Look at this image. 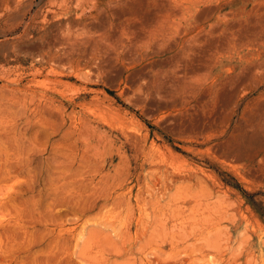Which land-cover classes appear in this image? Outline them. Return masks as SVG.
I'll return each mask as SVG.
<instances>
[{"label": "rangeland", "instance_id": "obj_1", "mask_svg": "<svg viewBox=\"0 0 264 264\" xmlns=\"http://www.w3.org/2000/svg\"><path fill=\"white\" fill-rule=\"evenodd\" d=\"M61 1L0 0V264H264V0Z\"/></svg>", "mask_w": 264, "mask_h": 264}, {"label": "bare ground", "instance_id": "obj_2", "mask_svg": "<svg viewBox=\"0 0 264 264\" xmlns=\"http://www.w3.org/2000/svg\"><path fill=\"white\" fill-rule=\"evenodd\" d=\"M50 1H51V0H50ZM69 1H70V0H69ZM75 1H76V0H75ZM75 1H73V2H75ZM78 1H79V0H78ZM164 1H165V0H164ZM174 1H175V0H174ZM187 1H188V0H187ZM196 1H197V0H196ZM196 1H195V2H196ZM258 1H259V0H258ZM258 1H257V2H258ZM60 2H64V3H65L66 1H61V0H60ZM73 2H72V3H73ZM110 2H111V0H110V1L108 0V1H106L105 3L103 2V3H102V6H98L96 10L91 11V12H89V13H86L84 7H81V12L78 13V14H76L77 16H76L75 18H73V22H72V24H74V26H75V24H80V25L83 24V25L86 27V26H88L87 24L89 23V21L87 22V20H91V22H93V21H94L96 18H98V17H102V18H104V21L106 22V20H105L106 17H109L108 15H109V8H110V7H108V6L110 5ZM118 2H119L118 4H119L120 6L123 5L122 0H120V1H118ZM159 2H160V1H159ZM177 2H178V1H177ZM199 2H200V1H199ZM69 3H71V2H68V4H69ZM75 3H76V2H75ZM75 3H74V4H75ZM77 3L79 4V2H77ZM179 3H180V2H179ZM261 3H262V2H261ZM261 3H259V4H261ZM68 4H67V5H68ZM104 4H105V5H104ZM124 4H125V3H124ZM162 4H163V3H162ZM166 4H167V3H166ZM170 4H171V3H170ZM259 4H258V5H259ZM80 5H81V4H80ZM164 5H165V4H164ZM167 5H168V4H167ZM189 5H190V4H189ZM81 6H82V5H81ZM165 6H166V5H165ZM185 6H187V5H185ZM195 6H196V5H195ZM260 6H262V5H260ZM67 7H68V6H67ZM163 7H164V6H163ZM166 7H169V6H166ZM188 7H189V6H188ZM64 8H65V7H64ZM185 8H186V7H185ZM189 8H190V7H189ZM212 8H213V7H212ZM215 8H216V7H215ZM59 9H60V8H59ZM61 9H62V8H61ZM69 9H71V7H70ZM128 9H129V8H128ZM136 9H137V8H136ZM117 10H118V9H117ZM124 10H125V9H124ZM124 10H123V12H124ZM134 10H135V9H134ZM150 10H151V9H150ZM158 10H159V9H158ZM158 10H157V11H158ZM55 11H57V10H55ZM68 11H69V10H68ZM119 11H120V10H119ZM137 11H139V10H136V12H137ZM170 11H171V10H170ZM178 11H179V10H178ZM186 11H187V10H186ZM192 11H193V10H192ZM248 11H249V10H248ZM62 12H63V10H62ZM66 12H67V10H66ZM136 12H135V13H136ZM173 12H176V13H177V11H173ZM63 13H64V12H63ZM115 13H116V12H115ZM126 13H127V12H126ZM165 13H166V12H165ZM185 13H186V12H185ZM250 13H251V12H250ZM45 14H46V13H45ZM124 14H125V13H124ZM132 14H134V13H132ZM150 14H152V13L150 12ZM153 14H154V13H153ZM156 14H157V12H156ZM162 14H164V13L162 12ZM162 14H161V15H162ZM169 14H170V13H169ZM182 14H183V13H182ZM222 14H223V13H222ZM135 15H136V14H135ZM141 15H142V14H141ZM143 15H144V14H143ZM143 15H142V16H143ZM176 15H177V14H176ZM9 16H10V14H9ZM136 16H137V15H136ZM156 16H158V15H156ZM171 16H172V15H171ZM180 16H181V15H180ZM225 16H226V15H225ZM160 17H161V16H160ZM162 17H163V16H162ZM165 17H167V16H165ZM168 17H169V16H168ZM172 17H174V16H172ZM181 17H182V16H181ZM228 17H229V16H228ZM129 18H130V17H129ZM135 18H136V17H135ZM139 18H140V17H139ZM170 18H171V17H170ZM188 18H189V17H188ZM46 19H47V18H46ZM126 19H127V18H126ZM137 19H138V18H137ZM159 19H161V18H159ZM162 19H165V18H162ZM181 19H185V16L182 17ZM69 20H70V19H69ZM69 20H68V21H69ZM71 20H72V19H71ZM97 20H98V19H97ZM100 20H102V19H100ZM107 20H108V19H107ZM138 20H139V19H138ZM144 20H145V19H144ZM156 20L158 21V19H156ZM185 20H186V19H185ZM104 21H103V22H104ZM129 21H130V19H129ZM135 21H136V20H134V22H135ZM145 21H146V20H145ZM145 21H143V23H146V25H147V22H145ZM160 21H161V20H160ZM167 21H169V20L165 19V22H162V21H161V22L166 24ZM172 21H174V19H173ZM95 22H96V21H95ZM153 22H154V20H153ZM161 22H160V23H161ZM184 22H185V21H184ZM69 23H70V22H69ZM138 23H139V22H138ZM140 23H142V22H140ZM160 23H158L159 26L161 25ZM171 23H175V21H174V22H171ZM178 23H180V22L178 21ZM105 24H107V23H105ZM105 24H104V25H105ZM120 24H121V23H120ZM148 24H150V23H148ZM156 24H157V22H156ZM156 24H155V25H156ZM165 24H164L163 26H165ZM167 24H169V22H168ZM175 24H176V23H175ZM190 24H191V23H190ZM34 25H35V24H34ZM104 25H103V23H102V26H104ZM107 25H108V24H107ZM121 25H123V24H121ZM121 25H120V26H121ZM124 25H125V24H124ZM124 25H123V26H124ZM126 25H128V24H126ZM151 25H152V24H151ZM151 25H149V26H151ZM170 25H172V24H170ZM170 25H168V26L170 27ZM179 25L182 26V24H179ZM193 25H194V24H193ZM108 26H109V25H108ZM108 26H106V27H108ZM118 26H119V25H118ZM120 26H119V27H120ZM132 26H133V25H132ZM176 26H178V25H176ZM176 26H175V27H176ZM191 26H192V25H191ZM76 27H77V26H76ZM81 27H82V26H81ZM81 27H80V29H81ZM85 27H83V28H85ZM88 27H89V26H88ZM90 27H91V26H90ZM95 27H96V26H95ZM97 27H99V26L97 25ZM106 27H105V28H106ZM115 27H116V26H115ZM133 27H134L135 29H138V30H142V31H144V30H143V24H141V25L137 24V25H134ZM171 27H172V26H171ZM178 27H179V26H178ZM178 27H177V28H178ZM192 27H193V26H192ZM194 27H195V25H194ZM232 27H233V26H232ZM78 28H79V26H78ZM83 28H82V29H83ZM105 28H104V30H105ZM110 28H111V27H110ZM160 28H162V27H160ZM160 28H159V29H157V27L148 28L149 30L147 29V30H148L147 34L149 35L150 38H153L154 40H155V39H158V38H159L158 35H159V32H160ZM184 28H185V27H184ZM65 29H66V28H65ZM80 29H79V30H80ZM116 29H117V28H116ZM116 29H115V31H117ZM123 29H124V28H123ZM123 29H121V30H123ZM170 29H171V28H170ZM179 29H180V28H178V30H179ZM194 29H195V28H194ZM194 29H193V30H194ZM62 30H63V29H62ZM85 30H86V28H85ZM92 30H93V29H92ZM106 30H107V29H106ZM106 30L103 31L101 34H99L98 32H96V33H98L99 35L93 37V38H92L93 41H91L92 39H91V40L89 39V40H90L91 42H95V41H97V40H103V38L107 37V31H106ZM111 30H112V29H111ZM111 30H109V31H111ZM118 30H119V29H118ZM161 30H162V29H161ZM172 30H173V29H172ZM187 30H188V29H187ZM215 30H216V29H215ZM215 30H214V31H215ZM231 30H232V29H231ZM63 31H64V30H63ZM70 31H71V30H70ZM70 31H69V32H70ZM87 31H88V30H86V32H87ZM101 31H102V30H101ZM101 31H100V29H99V32H101ZM115 31H114V32H115ZM145 31H146V30H145ZM164 31H165V30H164ZM180 31H181V30H180ZM24 32H25V31H24ZM65 32H66V31H64V33H65ZM117 32H118V31H117ZM117 32H116V35H118V34L120 33V30H119V33H117ZM124 32H125V30H124ZM161 32H162V31H161ZM184 32H186V31H184ZM187 32H188V31H187ZM193 32H194V31H193ZM81 33H82V32H81ZM88 33H89V32H88ZM91 33H93V32H91ZM130 33H131V31H130ZM190 33H191V32H190ZM224 33H225V32H224ZM229 33H230V32H229ZM58 34H59V33H58ZM83 34H84V33H83ZM89 34H90V33H89ZM114 34H115V33H114ZM120 34H121V33H120ZM123 34H124V33H123ZM133 34H134V33H133ZM135 34H136V33H135ZM165 34H166V33H165ZM205 34H206V33H205ZM60 35H61V34H60ZM60 35H59V37H60ZM62 35H63V34H62ZM84 35H86V34H84ZM95 35H96V34H95ZM136 35H138V33H137ZM160 35H161V34H160ZM166 35H167V34H166ZM186 35H187V34H186ZM207 35H208V33H207ZM19 36H20V35H19ZM21 36H22V35H21ZM27 36H28V35H27ZM109 36H110V35H109ZM119 36H121V35H119ZM143 36H144V35H143ZM162 36H163V35H162ZM162 36H161V37H162ZM175 36H177V35H175ZM217 36H218V35H217ZM87 37H88V36H87ZM89 37L91 38L92 36H89ZM89 37H88V38H89ZM117 37H118V36H117ZM122 37H123V36H122ZM147 37H148V36H147ZM147 37H146V38H147ZM164 37H165V35H164ZM164 37H163V38H164ZM180 37H181V36H180ZM182 37H183V36H182ZM188 37H189V36H188ZM190 37H191V36H190ZM190 37H189V38H190ZM193 37H194V36H193ZM204 37H205V36H204ZM227 37H228V36H227ZM61 38H62V36H61ZM82 38H83V37L81 36V39H82ZM84 38H85V37H84ZM84 38H83V39H84ZM118 38H119V37H118ZM123 38H124V37H123ZM167 38H168V35H167ZM169 38H170V34H169ZM206 38H207V37H206ZM58 39H59V38H58ZM76 39H77V35H75L74 32H71L69 35H67V36L64 37V41H65L67 44L70 45V48H71V49H73V46H72V45L74 44V41H73V40H76ZM81 39H80V40H81ZM83 39H82V41H83ZM85 39H87V38H85ZM85 39H84V41H85ZM107 39H108V38H107ZM159 39H160V38H159ZM165 39H166V38H165ZM192 39H193V38H192ZM192 39H191V40H192ZM224 39H225V38H224ZM227 39H228V38H227ZM60 40H62V39H60ZM78 40H79V38H78ZM78 40H77V41H78ZM89 40H88V41H89ZM104 40H106V38H105ZM117 40H118V39H117ZM138 40H139V39H138ZM181 40H182V39H181ZM219 40H220V39H219ZM41 41H42V40H41ZM82 41H81V42H82ZM88 41H87V42H88ZM149 41H150V40H149ZM156 41H158V40H156ZM160 41H162V40L160 39ZM178 41H179V38H178ZM185 41H186V39H185ZM75 42H76V41H75ZM98 42H99V41H98ZM108 42H109V41H108ZM167 42H168V41H167ZM183 42H184V41H183ZM196 42H197V41H196ZM60 43H61V42H60ZM82 43H83V42H82ZM177 43H178V42H177ZM179 43H180V42H179ZM184 43H185V42H184ZM234 43H235V42H234ZM58 44H59V43H58ZM61 44H62V43H61ZM79 44H80V43H79ZM94 44H96V43H94ZM105 44H106V43H105ZM105 44H104V45H105ZM205 44H206V43H205ZM222 44H223V43H222ZM226 44H227V43H226ZM74 45H77V44H74ZM83 45H84V44H83ZM185 45H186V44H185ZM201 45H202V44H201ZM66 46H67V45H66ZM77 46H78V45H77ZM96 46H97V45H96ZM102 46H103V45H102ZM215 46H216V45H215ZM215 46H214V47H215ZM62 47H63V46H62ZM84 47H85V45H84ZM94 47H95V46H94ZM97 47H98V46H97ZM100 47H101V46H100ZM105 47H106V45H105ZM207 47H208V46H207ZM60 48H61V47H60ZM66 48H67V47H66ZM68 48H69V47H68ZM70 48L67 49V50H70ZM103 48H104V47H103ZM63 49H64V48H63ZM104 49H106V48H104ZM104 49H103V50H104ZM214 49H215V48H214ZM58 50H59V49H58ZM74 50H75V49H74ZM77 50H78V49H77ZM77 50H75V51H77ZM43 51H44V50H43ZM46 51H47V50H46ZM53 51H54V50H53ZM55 52H56V51H55ZM55 52H54V54H52L51 51L48 52V53H45V51H44V54L41 55V59L44 60L45 62H47V61L50 60V59H51V60H58V59H57V58H58V57H57V54L55 55ZM57 52H58V51H57ZM64 52H69V51H66V50H65ZM87 52H89V51H87ZM107 52H109V51H107ZM94 53H96V52L94 51ZM101 53H102V52H101ZM78 54H79V53H78ZM247 54H248V53H247ZM95 55H96V54H95ZM65 56H66V54H65ZM68 56H69V55H68ZM85 56H86V55H85ZM61 57H63V56H61ZM58 61H61V60H58ZM58 63H59V62H58ZM260 65H262V64H260ZM263 65H264V64H263ZM41 67H42V66H41ZM255 68H256V67H255ZM37 70H38V69H37ZM32 72H33V71H32ZM38 72H39V71H38ZM33 78H34V77H33ZM151 231H152V230H151Z\"/></svg>", "mask_w": 264, "mask_h": 264}]
</instances>
